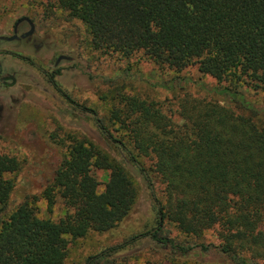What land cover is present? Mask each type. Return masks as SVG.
I'll use <instances>...</instances> for the list:
<instances>
[{
	"label": "trees",
	"instance_id": "trees-1",
	"mask_svg": "<svg viewBox=\"0 0 264 264\" xmlns=\"http://www.w3.org/2000/svg\"><path fill=\"white\" fill-rule=\"evenodd\" d=\"M54 1L85 25L92 51L125 59L140 54L175 73L196 66L219 83L229 82L209 92L253 114L260 111L236 88L243 83L264 94V0ZM170 111L154 100L120 95L110 119L128 144L97 120L130 161L149 158L163 185L157 226L146 234L184 258L182 264H264V128L232 107L188 93L177 100L179 121ZM93 168L109 171L102 192ZM18 169L15 157L0 154V264H63L69 242L113 229L136 196L121 165L73 139L41 194L49 211L60 199L63 216L39 218L27 200L5 216L13 181L4 176ZM166 221L186 235L216 230L220 245L175 242L164 231ZM211 251L220 259H209Z\"/></svg>",
	"mask_w": 264,
	"mask_h": 264
},
{
	"label": "rangeland",
	"instance_id": "rangeland-1",
	"mask_svg": "<svg viewBox=\"0 0 264 264\" xmlns=\"http://www.w3.org/2000/svg\"><path fill=\"white\" fill-rule=\"evenodd\" d=\"M225 86L228 81L219 83L199 73L196 66L175 73L140 54L125 59L92 51L85 25L70 18L54 0H0V154L19 162L16 172L4 176L13 181L5 216L27 200L39 218L59 220L64 214L61 200L49 211L41 194L65 158L70 141H84L125 169L136 196L128 215L113 229L89 232L69 242L63 264L184 263V258L172 256L146 234L157 226L156 200H162L163 188L152 161L141 156H136L138 165L130 161L97 120L104 122L113 137L128 144L127 135L110 119L120 95L160 102L174 115L178 98L188 93L232 107L264 128V94L243 83L236 88L260 109L253 114L228 97L208 91ZM174 119L179 121L175 115ZM92 174L102 192L109 171L93 168ZM164 231L178 243L220 245L216 230L186 235L166 221ZM208 256L220 259L213 251Z\"/></svg>",
	"mask_w": 264,
	"mask_h": 264
},
{
	"label": "flooded vegetation",
	"instance_id": "flooded-vegetation-1",
	"mask_svg": "<svg viewBox=\"0 0 264 264\" xmlns=\"http://www.w3.org/2000/svg\"><path fill=\"white\" fill-rule=\"evenodd\" d=\"M23 19V18H22Z\"/></svg>",
	"mask_w": 264,
	"mask_h": 264
}]
</instances>
